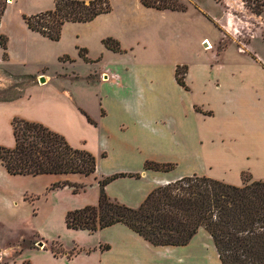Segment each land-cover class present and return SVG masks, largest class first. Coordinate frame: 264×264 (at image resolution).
Instances as JSON below:
<instances>
[{"label":"crops","instance_id":"0c3cea01","mask_svg":"<svg viewBox=\"0 0 264 264\" xmlns=\"http://www.w3.org/2000/svg\"><path fill=\"white\" fill-rule=\"evenodd\" d=\"M138 6L141 12L154 17L159 14L164 21H186L185 16L199 21L198 16L205 14L189 6L184 12L149 9L140 0ZM107 15H100L89 24ZM168 37L151 36L160 45L163 62L138 61L137 49L118 37L101 39L102 43L108 38L117 41L120 53L131 55L134 61L123 65L127 78L113 74L117 83L108 84L111 90L101 98L99 114L90 115L80 108L101 126L104 150L110 146L96 157L97 170L92 176L55 178L54 182L85 185L79 193L69 187L51 191L63 201L65 227L66 214L96 206L99 181L118 173L140 174L139 178H118L105 187L109 198L133 209L139 208L157 187L186 176H206L240 186L242 174L248 173L254 180L264 181V68L223 58L216 63L192 56L176 60L172 53L175 43ZM204 41L209 42L201 39L200 48ZM137 45L147 51L144 42ZM178 66L187 67L184 82L188 89L177 82ZM140 73L146 75L144 79ZM115 87H119L117 96ZM67 96L78 103L69 93ZM41 122L52 128L48 122ZM147 162L172 164L174 168L168 172L145 170ZM67 230L74 233L75 244L69 249L61 245L62 253L55 255L52 251L56 240L48 244L39 236L37 247L29 246L1 264H221L213 239L204 229L183 247H155L124 224L94 233ZM10 250L3 251L5 256L11 254Z\"/></svg>","mask_w":264,"mask_h":264},{"label":"rangeland","instance_id":"374dc122","mask_svg":"<svg viewBox=\"0 0 264 264\" xmlns=\"http://www.w3.org/2000/svg\"><path fill=\"white\" fill-rule=\"evenodd\" d=\"M109 2L112 10L105 18L95 24L66 23L57 41L31 32L24 21V17L52 11L54 0L6 2L0 26V35L8 39V58L0 48V148H14L12 122L17 118L40 123L63 136L71 147L97 158L108 151L110 144L104 150L101 126L90 122L83 111L99 114L108 84L117 83L113 74L127 78L123 65L134 60L131 55L108 50L103 37H118L134 46L137 60L143 62L165 60L159 43L151 39L160 34L163 38L169 35L175 43L172 53L176 60L192 56L216 63L223 58L264 68V0H181L186 7L205 13L198 16L199 21L190 16H185L186 21H164L159 14L141 12L139 0ZM203 38L213 48L205 50L206 41L200 48ZM182 39L186 42H180ZM139 41L146 44L147 51L137 45ZM140 76L144 79L146 75ZM57 177L10 176L0 165V264L29 246L37 247L39 236L48 244L56 240L51 245L56 252L63 251L61 245L69 249L75 244L74 233L64 225L63 201L51 192L53 184L63 183L54 182ZM3 249H11V254L5 256Z\"/></svg>","mask_w":264,"mask_h":264},{"label":"trees","instance_id":"16d2710c","mask_svg":"<svg viewBox=\"0 0 264 264\" xmlns=\"http://www.w3.org/2000/svg\"><path fill=\"white\" fill-rule=\"evenodd\" d=\"M7 1L0 0V26ZM140 2L145 8L160 11L187 9L181 0ZM111 10L109 0H54L52 11L24 17V21L31 32L57 41L66 23H89ZM103 44L108 50L121 52L119 43L111 38L105 39ZM7 45L6 36L0 35L5 58H8ZM186 71V66H178L176 78L180 86L188 89L184 82ZM12 127L14 148H0V165L10 176L87 177L96 173L97 159L92 153L71 147L63 136L44 125L15 118ZM173 168L172 164L154 162L144 166L145 170L161 172ZM246 174H242L240 186L206 176H186L157 187L139 208L133 209L109 198L105 187L118 178H139L140 174L118 173L99 181L100 196L96 206L68 212L65 223L68 229L90 233L124 224L155 247L187 246L198 231L204 229L213 239L221 264H264V181ZM67 186L73 187L74 193L85 189V185L68 182L55 183L51 189ZM52 251L59 254L53 248Z\"/></svg>","mask_w":264,"mask_h":264},{"label":"bare ground","instance_id":"6f19581e","mask_svg":"<svg viewBox=\"0 0 264 264\" xmlns=\"http://www.w3.org/2000/svg\"><path fill=\"white\" fill-rule=\"evenodd\" d=\"M205 43H207V42H205ZM208 43H209V47L206 46L207 48H205V50H209V49L213 48L212 45H211V43L210 42H208Z\"/></svg>","mask_w":264,"mask_h":264},{"label":"water","instance_id":"95a60500","mask_svg":"<svg viewBox=\"0 0 264 264\" xmlns=\"http://www.w3.org/2000/svg\"><path fill=\"white\" fill-rule=\"evenodd\" d=\"M207 44H208V43H205V47L207 46ZM39 246L42 247V246H43L42 243H40Z\"/></svg>","mask_w":264,"mask_h":264},{"label":"built area","instance_id":"2783aa9c","mask_svg":"<svg viewBox=\"0 0 264 264\" xmlns=\"http://www.w3.org/2000/svg\"><path fill=\"white\" fill-rule=\"evenodd\" d=\"M206 42L208 43V41H206ZM207 47H209V43L207 44ZM207 47H206V48H207Z\"/></svg>","mask_w":264,"mask_h":264}]
</instances>
